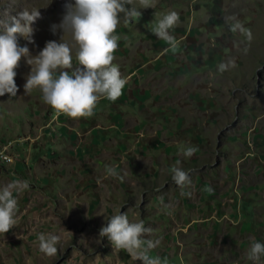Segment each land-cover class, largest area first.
Returning <instances> with one entry per match:
<instances>
[{"label": "rangeland", "instance_id": "obj_1", "mask_svg": "<svg viewBox=\"0 0 264 264\" xmlns=\"http://www.w3.org/2000/svg\"><path fill=\"white\" fill-rule=\"evenodd\" d=\"M263 186L264 0H0V264H264Z\"/></svg>", "mask_w": 264, "mask_h": 264}, {"label": "crops", "instance_id": "obj_2", "mask_svg": "<svg viewBox=\"0 0 264 264\" xmlns=\"http://www.w3.org/2000/svg\"><path fill=\"white\" fill-rule=\"evenodd\" d=\"M118 119H119V117H116V124H118ZM115 126V125H114ZM112 128H114V127H112ZM258 188L260 189V187L258 186ZM246 190H248V189H246ZM210 191V190H209ZM210 192H212V191H210ZM260 193H264V186H263V188L261 189V192ZM259 194V193H258ZM260 195V194H259ZM240 210H241V208H239ZM245 227H248L247 226V224L245 225ZM182 250H184V248L182 249ZM182 258V257H181ZM182 260H183V258H182ZM187 261V260H186ZM183 262L185 263V261L183 260ZM188 262V261H187Z\"/></svg>", "mask_w": 264, "mask_h": 264}, {"label": "built area", "instance_id": "obj_3", "mask_svg": "<svg viewBox=\"0 0 264 264\" xmlns=\"http://www.w3.org/2000/svg\"><path fill=\"white\" fill-rule=\"evenodd\" d=\"M1 156H2V158H4V159L8 160V157H7V156H5V155H2V154H1Z\"/></svg>", "mask_w": 264, "mask_h": 264}]
</instances>
